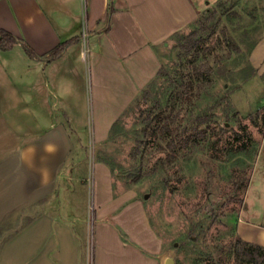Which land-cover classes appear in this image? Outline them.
<instances>
[{
  "label": "rangeland",
  "instance_id": "1",
  "mask_svg": "<svg viewBox=\"0 0 264 264\" xmlns=\"http://www.w3.org/2000/svg\"><path fill=\"white\" fill-rule=\"evenodd\" d=\"M201 13L197 20L203 17L209 27L202 31L203 35L214 31L210 39L215 49L209 60L217 73L209 96L198 102L214 113V120L207 126V138L176 149L174 155L165 148L167 139L153 133L156 123L148 126V113L157 99L164 96L171 80L189 70L190 56L179 47L178 35L191 33L200 21L160 48L164 75L150 81L146 98L137 97L130 103L106 139H99L96 130L107 115L109 103L93 102L88 58L75 67L85 91L83 103H71L72 121L83 146L80 157L65 171L75 168L76 173L87 177V184L75 186L76 191L68 200L78 207L75 212L80 217L76 228L81 241V264H134L132 246L142 248L148 256L154 255L155 264H165L167 257H173L175 264H236L235 239H246L240 232V222L253 220L264 224V108L256 113L264 106V59L259 66L251 62L257 68L254 77L246 82L240 78V71L264 38V0H217ZM220 39L222 46L218 45ZM231 40L241 51L229 46ZM5 53L0 50V64L6 63ZM202 58L199 55L198 61ZM229 88L232 91L226 100ZM177 103H183L186 109L190 102ZM56 105L51 103L54 112L65 108L64 103ZM4 117L6 77L0 73L3 133ZM224 124L226 130H222ZM101 162L110 168L114 197L121 196L124 204L98 193L96 181L105 179L98 172ZM240 181L241 200L228 201ZM133 201L141 203L145 211L148 232L136 212L138 208H128ZM72 203L64 205L73 207ZM213 203L215 214L210 216L206 210ZM251 221V226L247 225L251 228V240L263 241L262 230ZM149 231L154 235L155 253L137 243L143 242L141 236L144 232L148 236ZM5 239L6 235L0 236V249Z\"/></svg>",
  "mask_w": 264,
  "mask_h": 264
},
{
  "label": "crops",
  "instance_id": "2",
  "mask_svg": "<svg viewBox=\"0 0 264 264\" xmlns=\"http://www.w3.org/2000/svg\"><path fill=\"white\" fill-rule=\"evenodd\" d=\"M215 1L0 0V28L21 39L3 50L6 63L0 64L6 77V130L0 132V236L6 239L0 264H81L78 207L68 200L75 186L87 184V177L75 168L65 171L83 146L71 108V103H83L85 91L75 68L83 59L84 42L76 38L87 29L93 102L109 103L96 135L106 139L114 122L162 67L160 48ZM110 2L115 10L108 18ZM72 39L60 56L47 59L50 50ZM23 41L36 57L26 52ZM263 59L264 38L250 56L255 66ZM51 103H64L65 108L54 112ZM98 168L105 178L96 181L98 193L122 204V197L113 195L110 168L102 162ZM132 206L138 208L148 232L141 203L128 204ZM249 221L240 222V232L252 241ZM251 222L263 235V241L253 242L264 245V224ZM146 232L137 243L155 253L154 235ZM132 249L134 264H155L154 255Z\"/></svg>",
  "mask_w": 264,
  "mask_h": 264
},
{
  "label": "trees",
  "instance_id": "3",
  "mask_svg": "<svg viewBox=\"0 0 264 264\" xmlns=\"http://www.w3.org/2000/svg\"><path fill=\"white\" fill-rule=\"evenodd\" d=\"M114 10L115 7L110 2L108 18ZM203 19V17H200V20L194 22L198 23L200 21V24H196L195 29L191 33L178 35V32L175 34L179 36V47L183 49L186 56H190L189 70L186 73L181 72L179 78L171 80V84L164 91V96H160L157 99V103L152 105L148 113V117L150 118L148 126L153 122L156 123L153 133H160L167 139L165 148L169 149L171 155L175 154L176 149L187 147L191 143L197 144L199 141L207 138V126L214 120V113L210 112L208 107H201L198 102L209 96L213 77L217 73L215 65L211 64L209 60V55L215 49V44L211 43L210 39L214 31L209 32L208 35H203L202 31L209 29L206 21ZM76 39L81 41L82 36ZM20 41L21 39L12 32L5 28H0V49L9 50ZM72 41L73 39L58 44L46 54L47 59L52 60L60 56ZM22 44L31 57H36L37 53L30 44L24 41ZM228 44L237 51H241L240 46L235 40L228 41ZM218 45L222 46L221 39L218 41ZM254 46L255 44L252 46V49ZM199 55L203 58L198 61ZM256 74L257 68L249 60L247 66L240 71L241 82L248 81ZM163 75L164 66L162 65L156 77ZM149 86L150 84L141 91L138 98L147 97L150 92ZM231 91V88L226 91L224 99L227 100ZM177 101L190 103H187V108L184 109L183 103H177ZM263 108L264 106L259 108L256 113L259 114ZM69 128L72 130L70 125ZM145 129L147 130V127ZM226 129V125H222V130ZM242 186L243 181L236 184L233 193L228 197V201L240 199L238 197V190ZM206 211L208 215L214 216V203L210 207H207ZM233 256L236 264H264V245L237 237L234 242Z\"/></svg>",
  "mask_w": 264,
  "mask_h": 264
},
{
  "label": "built area",
  "instance_id": "4",
  "mask_svg": "<svg viewBox=\"0 0 264 264\" xmlns=\"http://www.w3.org/2000/svg\"><path fill=\"white\" fill-rule=\"evenodd\" d=\"M87 37H88V31H87V29H84L83 30V33H82V41L84 42L83 51H82V57H83V59L86 58L87 52L89 50V48L87 46L88 45L87 44Z\"/></svg>",
  "mask_w": 264,
  "mask_h": 264
},
{
  "label": "water",
  "instance_id": "5",
  "mask_svg": "<svg viewBox=\"0 0 264 264\" xmlns=\"http://www.w3.org/2000/svg\"><path fill=\"white\" fill-rule=\"evenodd\" d=\"M165 264H175V260L173 257H167L165 260Z\"/></svg>",
  "mask_w": 264,
  "mask_h": 264
}]
</instances>
